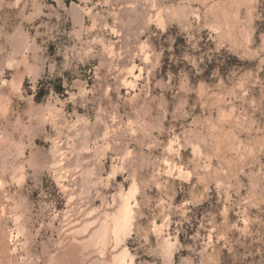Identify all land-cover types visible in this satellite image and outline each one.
Returning a JSON list of instances; mask_svg holds the SVG:
<instances>
[{
	"label": "rangeland",
	"instance_id": "1",
	"mask_svg": "<svg viewBox=\"0 0 264 264\" xmlns=\"http://www.w3.org/2000/svg\"><path fill=\"white\" fill-rule=\"evenodd\" d=\"M0 193V264H264V0H0Z\"/></svg>",
	"mask_w": 264,
	"mask_h": 264
},
{
	"label": "bare ground",
	"instance_id": "2",
	"mask_svg": "<svg viewBox=\"0 0 264 264\" xmlns=\"http://www.w3.org/2000/svg\"><path fill=\"white\" fill-rule=\"evenodd\" d=\"M143 46V45H142ZM141 48V47H140ZM139 48V49H140ZM143 48V47H142ZM141 48V49H142ZM144 50V48H143ZM147 50V49H146ZM135 51V50H134ZM145 51V50H144ZM143 52V51H142ZM146 54V52H144ZM142 57V56H141ZM143 58V57H142ZM125 62V61H124ZM128 65L127 64H122L120 68V71H119V74H121L119 76V84L120 86L121 85H127L128 83H130V81L127 79L125 73L127 72L128 70ZM118 67V66H117ZM118 71V70H117ZM117 73V72H116ZM118 77V76H117ZM116 77V78H117ZM117 80V79H116ZM116 84V83H115ZM119 92V91H118ZM190 144V143H189ZM193 146V145H192ZM191 146V147H192ZM197 146V145H196ZM195 146V147H196ZM198 149V148H197ZM193 152L197 153L196 149L193 148ZM196 158V157H195ZM205 165V164H204ZM13 168V167H12ZM169 172V171H167ZM131 179V178H130ZM135 177L132 176V184L130 186V188L128 190H122L121 193H120V204L119 206L114 209L112 212H110V222H112V226H113V229H115L117 232H124L126 229H127V224L129 222V219H130V200L134 194V192L136 191L135 190ZM138 181V180H136ZM120 186V185H119ZM123 189V188H122ZM1 195V193H0ZM119 196V194H118ZM1 208V207H0ZM2 210V208H1ZM1 217V216H0ZM2 218V217H1ZM0 218V219H1ZM3 219V218H2ZM108 221V220H107ZM106 224V223H105ZM95 227V226H94ZM77 229V228H76ZM3 231V229H2ZM112 233V232H111ZM8 234V233H7ZM115 234V233H114ZM75 238V237H74ZM0 241L2 243V245H4V243L7 241V235L5 234V232H0ZM8 243V242H7ZM8 247V246H7ZM6 247V248H7ZM4 249H1L0 253L2 252V254L4 256H6V249L5 246L3 247ZM98 250V249H97ZM120 247H119V251H120ZM96 251V250H95ZM9 253V252H8ZM115 253V252H114ZM118 253V252H117ZM8 255V254H7ZM68 256V254H67ZM117 256V257H116ZM116 256H112L110 255L108 260L106 258V261L103 262V264H126V256L124 254H120V255H116ZM3 257V256H2ZM57 259V258H56ZM83 262V261H82Z\"/></svg>",
	"mask_w": 264,
	"mask_h": 264
}]
</instances>
